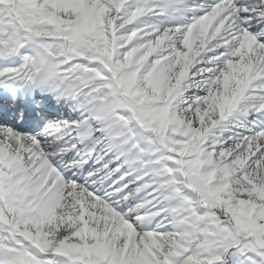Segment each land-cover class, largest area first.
<instances>
[{"label":"snow or ice","instance_id":"snow-or-ice-1","mask_svg":"<svg viewBox=\"0 0 264 264\" xmlns=\"http://www.w3.org/2000/svg\"><path fill=\"white\" fill-rule=\"evenodd\" d=\"M0 264H264V0H0Z\"/></svg>","mask_w":264,"mask_h":264}]
</instances>
